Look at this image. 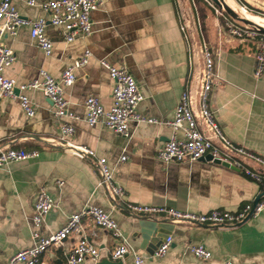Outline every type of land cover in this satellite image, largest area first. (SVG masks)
<instances>
[{
	"label": "crops",
	"instance_id": "1",
	"mask_svg": "<svg viewBox=\"0 0 264 264\" xmlns=\"http://www.w3.org/2000/svg\"><path fill=\"white\" fill-rule=\"evenodd\" d=\"M12 2L24 17L49 18L48 12L28 0ZM101 2L90 13L92 32L87 36L66 42L57 26L46 25L44 34L52 42L49 55L34 43L26 26L19 27L15 36L5 35L4 42L15 59L4 67L3 74L17 85L40 78L41 69L60 78L70 63L89 50L88 62L75 68V81L64 87L68 107L77 115L70 140L91 148L95 157L106 158L125 196L112 207L97 185L99 172L94 158H79L50 144L49 140L60 136L61 120L53 115L52 104L41 89L22 90L33 102V116L26 115L17 97H4L0 101V143L35 149L39 155L0 168V264L33 245L32 216L42 186L53 206L44 217L41 234L47 236L60 229L68 216L85 204L99 206L115 219L129 248L112 264H134L133 253L143 256L147 264H223L226 260L264 264V211L240 223L216 226L172 223L158 214L138 216L126 209V203L131 202L193 212H235L264 193V179L256 182L234 168L209 162L208 157L192 162H163L157 157L173 133L163 121L172 118L182 91L190 89L192 83L194 64L180 28L182 15L195 35L194 26L200 25L213 53L219 83L211 90L208 103L222 132L233 143L264 157V71L259 77L253 74L254 42L218 35L217 16L213 27H202L197 11L190 15L180 0ZM101 59L133 75L143 94L137 111L159 122L132 121L128 137L102 123H86L84 101L88 96L98 98L105 109L112 103L113 82ZM176 135L182 137V131ZM124 153L127 158L120 161ZM167 235L172 237L171 245L162 256H153ZM82 239L95 245L100 255L96 262L86 258L78 264H106L107 251L123 242L92 218H82L79 228L42 253L36 264H68L67 254ZM191 244H203L211 256H195L187 249Z\"/></svg>",
	"mask_w": 264,
	"mask_h": 264
},
{
	"label": "built area",
	"instance_id": "2",
	"mask_svg": "<svg viewBox=\"0 0 264 264\" xmlns=\"http://www.w3.org/2000/svg\"><path fill=\"white\" fill-rule=\"evenodd\" d=\"M205 1L216 12L218 35L226 34L254 42L253 74L255 77H259L264 71V30L260 29L259 24L254 22L249 24L232 18L212 0V3L209 0ZM28 3L37 5L48 12L49 18L24 17L15 8L12 0H0V101L4 97H17L26 115L33 116L35 113L33 102L22 93V90L27 87L41 89L52 104L53 115L61 120L58 124L60 136L57 139L49 140L50 144L60 146L79 158H94L93 163L99 172L97 185L103 189L112 207H115L118 205V200L124 198L125 189L115 181L114 171L107 163L106 158L103 156L95 157V152L91 148L75 144L70 140L74 133L72 121L77 119V115L68 107L64 87L73 84L76 79L75 68L88 62L91 55L90 51L85 50L80 57L70 63L60 78H55L46 70L41 69L39 71L40 78L17 85L13 78L3 74L4 67L11 64L15 59L12 49L4 42L5 35L15 36L19 27L26 26L34 43L43 49L46 55H49L52 42L44 34L46 25L57 26L66 42H71L80 36H87L92 32L90 13L96 10L102 2L101 0H46L42 2L28 0ZM232 9L235 11L234 8ZM195 26L197 35H195L190 24L185 21V16L182 15L180 28L185 39H187L189 56L192 65L194 64L191 72L192 83L190 89L182 91L172 118L163 121L164 124L171 127L173 133L163 144L157 157L163 162H192L209 156V162L234 168L252 180L260 182L264 179V157L229 140L222 132L215 113L209 106V95L213 87L219 83V76L214 69L213 53L206 43L200 25ZM100 64L108 70L109 77L113 82L112 103L108 109H105L98 98L92 95L88 96L84 101V107L86 110L85 121L89 126L102 123L113 132L128 137L130 135L129 124L132 121L136 123L159 122L137 111V105L143 99V94L132 74L124 67L111 65L104 59L100 60ZM16 88L18 93L15 92ZM179 130L182 131V137L176 135ZM38 155L39 153L35 149L27 150L0 143V168L10 162L36 158ZM126 158L124 153L119 160L124 161ZM58 183L61 184V182ZM52 206V198L43 186L40 187L32 216L31 237L33 245L16 251L9 257L6 264H36L42 253L51 246L60 244L69 234L76 231L80 226L81 219L86 217L92 218L95 224L110 231L114 237L122 239L121 244H117L107 251V259L117 261L129 252L125 238L115 219L109 212L91 204H85L78 211L70 214L60 229L43 236L41 226L45 215ZM126 209L138 216L158 214L172 223L186 222L228 226L243 222L247 218L257 216L264 211V193L255 203L246 204L235 212L220 209L193 212L166 205L131 202L126 203ZM171 243L172 237L170 235L165 236L152 255L155 257L162 256ZM187 249L197 257L207 259L211 256V252L203 244H191L188 245ZM99 255V249L95 245L86 239H82L69 251L66 260L68 264H78L86 258L96 262ZM133 263L147 264L145 258L136 253H133ZM223 264L233 263L226 260Z\"/></svg>",
	"mask_w": 264,
	"mask_h": 264
},
{
	"label": "rangeland",
	"instance_id": "3",
	"mask_svg": "<svg viewBox=\"0 0 264 264\" xmlns=\"http://www.w3.org/2000/svg\"><path fill=\"white\" fill-rule=\"evenodd\" d=\"M211 2V0H209ZM225 2L235 9L239 16L244 13L257 15L264 20V0H225ZM183 7L188 8V12L193 15L199 14L202 27L205 26L210 29L213 27V20L215 19L216 12L205 0H180ZM212 3V2H211ZM235 6V7H234ZM244 11H243V9Z\"/></svg>",
	"mask_w": 264,
	"mask_h": 264
},
{
	"label": "water",
	"instance_id": "4",
	"mask_svg": "<svg viewBox=\"0 0 264 264\" xmlns=\"http://www.w3.org/2000/svg\"><path fill=\"white\" fill-rule=\"evenodd\" d=\"M216 5L220 6L223 8V10L229 15L231 16L232 18L236 19V20H239L241 22H244V23H249V24H252V21L243 17V16H239L226 2L225 0H212ZM258 27L262 30H264L263 27L259 26ZM209 157V156H207ZM226 166V165H225ZM257 201V199L254 201V203ZM106 264H112L113 262L115 261H112V260H109V259H106Z\"/></svg>",
	"mask_w": 264,
	"mask_h": 264
},
{
	"label": "bare ground",
	"instance_id": "5",
	"mask_svg": "<svg viewBox=\"0 0 264 264\" xmlns=\"http://www.w3.org/2000/svg\"><path fill=\"white\" fill-rule=\"evenodd\" d=\"M235 7V6H234ZM243 16L245 18H248L249 20H251L252 22L259 24L260 26L264 27V20L263 18L261 19L259 16L257 15H252V14H247L244 13Z\"/></svg>",
	"mask_w": 264,
	"mask_h": 264
}]
</instances>
